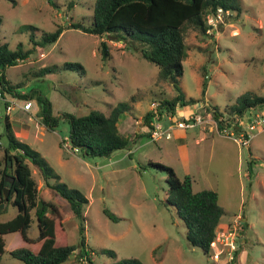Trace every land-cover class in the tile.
<instances>
[{"label":"rangeland","instance_id":"rangeland-1","mask_svg":"<svg viewBox=\"0 0 264 264\" xmlns=\"http://www.w3.org/2000/svg\"><path fill=\"white\" fill-rule=\"evenodd\" d=\"M239 5L240 11L209 14L213 19L207 18L206 34L187 31V55L183 73L178 76L181 91L196 99L193 104L182 105L183 110L193 108L206 115V107L211 113L216 106L225 122L236 128L244 126V119L226 113L225 108L245 91L264 95V0H239ZM93 6L94 0H15L14 4L0 0V43L6 41L14 49L21 42L24 49H30L24 60L5 67L6 77L20 92L46 95L57 116L63 111L80 115L91 109L107 113L124 101L128 108L119 120L130 114L144 123L152 101L170 98L178 91L171 81H158V65L137 54L132 46L70 26L76 21L92 23ZM56 28L62 30L57 40L39 42L41 34ZM101 39L109 44L108 58H103L99 50ZM65 61L79 62L83 69L65 68ZM16 100L6 113L5 101L0 98V132L8 114L18 138L39 151L59 181L79 189L88 199L81 223L67 199L54 189L44 185L40 193L57 205L66 242L76 245L59 264H111L133 256L147 264H228L223 259L215 261L209 252L187 241L183 220L166 200L167 171L151 161L171 166L179 177L187 169L194 190H216L224 209L223 221L242 213L245 227L236 264H264V127L249 130L248 144L237 142L227 133L218 135L217 127L213 141L207 138L197 143L191 133L195 136L198 127H190L186 128L191 133L184 140L185 150L173 137L152 141L143 136L109 155H84L71 145L67 119L60 117L56 125L46 127L36 115L39 106L35 101L31 100L28 117L17 104L24 100ZM230 130H235L232 125L227 132ZM1 140L0 158L5 136ZM30 166L38 187L42 186L41 173L33 163ZM48 180L54 183L57 178ZM104 209L116 219L107 216ZM16 212V206L9 203L0 219ZM37 233V220L32 215L29 235L35 237ZM82 235L88 257L83 250L79 257ZM2 236L5 251L0 264H26L9 253V249L25 244L19 231ZM61 238L59 234L55 243L62 244ZM108 249L115 255H109Z\"/></svg>","mask_w":264,"mask_h":264},{"label":"trees","instance_id":"trees-1","mask_svg":"<svg viewBox=\"0 0 264 264\" xmlns=\"http://www.w3.org/2000/svg\"><path fill=\"white\" fill-rule=\"evenodd\" d=\"M10 1L15 3V0ZM230 10L240 11L239 0H94L92 23L76 21L71 22L70 26L99 36L107 35L110 40L122 41L132 46L140 56L157 64L158 81L169 80L178 91L174 96L157 102V109L159 113L166 110L173 114L177 104L187 105L196 101L193 97H186L178 82V76L183 73V60L187 55V31L193 29L206 34L207 15ZM1 20L0 16V23ZM61 32L60 28H56L43 33L39 42L55 41ZM99 50L103 58L110 56L109 44L105 39L100 40ZM29 52L30 49H24L21 42L14 49L6 41L0 43V85L3 91L14 93L24 101H35L39 106L36 115L46 127L56 125L60 117L67 119L71 145L84 155H109L117 149L129 146V136L122 133L117 125L119 116L128 108L124 101L113 105L107 113L91 109L85 114L63 111L57 116L53 113L52 102L46 95L41 92L18 91L7 79L4 69L24 60ZM62 65L70 69H83L79 62L65 61ZM257 104H264V95L248 90L238 95L236 102L226 107L225 111L230 115H242ZM205 109V112L209 110L207 107ZM211 109L213 117L220 125L219 118L223 117V113L216 106ZM151 117L152 111L147 110L144 114L146 125H149ZM140 134L149 136L148 131ZM3 136L6 143L2 147L0 158V204L3 203L0 205V214L7 211L9 203L16 206L17 212L8 219H0V261L5 251L2 234L19 231L25 244L9 249L13 257L26 264L62 263L74 252L76 245L66 242L65 226L57 205L41 197L30 162L41 173L44 184L67 199L73 215L81 223L84 217L83 205L88 199L79 189L59 181V176L39 151L16 136L8 114L4 115L0 140ZM9 159L11 166L8 164ZM150 164L167 171L166 200L175 206L177 214L183 220L187 241L207 253L215 236V228L224 212L218 201L217 191L211 188L193 190L191 174L185 173L183 177H179L169 165L159 161H151ZM50 177H56L57 181L51 183L48 180ZM5 187L9 189L7 196L4 195ZM39 200L43 201L42 207L38 206ZM104 213L116 219V215L109 210L104 209ZM32 215L37 220L38 233L35 237L29 235ZM80 228L83 229V226ZM59 234L62 235V244L55 243ZM84 243L85 238L82 235L79 257L83 256L82 250L88 257ZM106 252L115 255L111 249ZM111 264L147 263L133 256L118 259Z\"/></svg>","mask_w":264,"mask_h":264},{"label":"built area","instance_id":"built-area-1","mask_svg":"<svg viewBox=\"0 0 264 264\" xmlns=\"http://www.w3.org/2000/svg\"><path fill=\"white\" fill-rule=\"evenodd\" d=\"M208 20L211 21L213 17L209 15ZM16 95L9 91H3L0 85V98L5 101L6 113L12 109L16 104ZM157 102L152 101L150 103L149 110L152 111V117L149 122V125H146V128L149 133V139L152 141H157L162 138H170L172 136V131L174 128H190L195 126H203L206 124H211L221 134L227 133V135L232 136L237 142L248 144L250 140L251 129H262L264 127V104H257L251 107L244 114H248L249 121L246 126H240L236 128L233 123L228 124L225 122V118L220 117L221 124L219 125L218 121L213 117L210 111H207L206 115H201L198 112H190L188 114L182 115V117H173L174 113L162 111L159 113L157 109ZM24 110H28L32 106V101L26 100L22 104H19ZM242 114V115H244ZM163 117H168L170 121L165 124L162 121ZM232 125L235 130H230L227 132L228 126ZM74 149V148H72ZM245 227V220L242 213L235 214L230 220L225 223H218L215 228V236L210 243L209 253L211 254L212 259L225 260L228 264H236L237 260V251L239 247V242L242 238L243 230Z\"/></svg>","mask_w":264,"mask_h":264},{"label":"crops","instance_id":"crops-1","mask_svg":"<svg viewBox=\"0 0 264 264\" xmlns=\"http://www.w3.org/2000/svg\"><path fill=\"white\" fill-rule=\"evenodd\" d=\"M17 104H18V108L20 110L24 111L28 115V117H30L31 108L33 106H31V108L28 109V110H24L23 108L20 107V105H19L20 103L19 102ZM191 104H193V103H191ZM203 106L206 107V103H204ZM194 110H197V109H194ZM194 110H193V108H189V109L183 110V106L180 105V104H177L176 107H175V111H174L173 117L174 118L175 117L179 118V114H181V116H182V115L188 114L190 112H195ZM180 111H181V113H179ZM196 112H198V111H196ZM235 116H237L236 118H238L239 115H235ZM249 117L250 116H248V114L247 115L246 114L241 115V119H244L243 122L245 121L244 122V126L249 121ZM162 121L165 124H167L170 121V119H168V117L167 118L163 117ZM133 124L135 126H133ZM11 125H12L13 130H14V126H13L12 121H11ZM117 125H118L119 130L122 133H124V134L129 136V138H130L129 145L135 144L139 140V138H141L143 136H146V135H141L140 133L148 131L147 128H146V124L143 123V120L135 118L134 116H132L130 114H128V116L126 118L124 117L122 120H119L117 122ZM195 127H198L197 131H194L195 132V136H193V133L189 132L188 130H186L184 128H174L173 131H172V136L170 138L173 137V138L177 139V141L180 142L179 143L180 148H182L183 150H185L184 140L187 139V137L190 135V133L192 134V137L194 138L195 142H197V143L200 142L201 140L207 139V138L212 139L211 141H213V139H214V136H213L214 126L213 125L206 124V125H203V126H199L198 125V126H195ZM126 128H130V129H126ZM138 128H139V130H138ZM125 131H128L129 134H127ZM14 133L18 137V135H17V133L15 131H14ZM131 133H132V135H131ZM134 135H135V137H134ZM218 135L224 136V134H221V133H218ZM146 137H148V139H149V136H146ZM170 138H165V139H170ZM130 142H131V144H130ZM132 150H133V147H132ZM185 170H186L185 173H189L187 171V169H185ZM44 185L45 184H44V181H43L42 186H39V192L40 193L43 192L44 187L46 186V185L45 186ZM192 187H193V183H192ZM219 223H225V221H223V219H220Z\"/></svg>","mask_w":264,"mask_h":264},{"label":"water","instance_id":"water-1","mask_svg":"<svg viewBox=\"0 0 264 264\" xmlns=\"http://www.w3.org/2000/svg\"><path fill=\"white\" fill-rule=\"evenodd\" d=\"M8 164H9V166H11V160L10 159L8 160ZM8 192H9V189L7 187H5L4 188V195L7 196ZM0 205L2 206L3 203H1ZM38 206L39 207H42L43 206V201L42 200H39L38 201Z\"/></svg>","mask_w":264,"mask_h":264}]
</instances>
